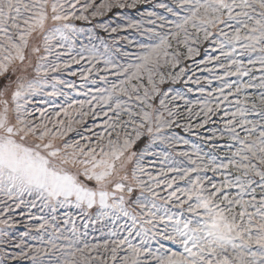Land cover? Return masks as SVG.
Instances as JSON below:
<instances>
[{
  "label": "snow or ice",
  "instance_id": "snow-or-ice-1",
  "mask_svg": "<svg viewBox=\"0 0 264 264\" xmlns=\"http://www.w3.org/2000/svg\"><path fill=\"white\" fill-rule=\"evenodd\" d=\"M0 264H264V0H0Z\"/></svg>",
  "mask_w": 264,
  "mask_h": 264
}]
</instances>
